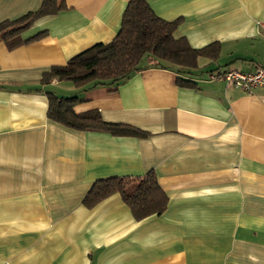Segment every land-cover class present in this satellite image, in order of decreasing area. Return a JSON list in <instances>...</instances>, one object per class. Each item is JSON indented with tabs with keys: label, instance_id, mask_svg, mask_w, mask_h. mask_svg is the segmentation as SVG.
Here are the masks:
<instances>
[{
	"label": "crops",
	"instance_id": "0c3cea01",
	"mask_svg": "<svg viewBox=\"0 0 264 264\" xmlns=\"http://www.w3.org/2000/svg\"><path fill=\"white\" fill-rule=\"evenodd\" d=\"M42 0H0V22ZM128 0H57L9 46L0 41V264H264V87L208 73L264 56V0H147L179 18L192 48L219 45L189 71L147 66L118 84L76 87L41 76L118 32ZM76 96L145 137L77 130L47 117V92ZM152 170L165 211L135 220L118 193L92 207V183Z\"/></svg>",
	"mask_w": 264,
	"mask_h": 264
},
{
	"label": "trees",
	"instance_id": "16d2710c",
	"mask_svg": "<svg viewBox=\"0 0 264 264\" xmlns=\"http://www.w3.org/2000/svg\"><path fill=\"white\" fill-rule=\"evenodd\" d=\"M64 8L57 0H42L35 11L16 19L0 22V41L9 46L39 38L44 32L22 40L20 35L33 22L43 16L53 15ZM179 18L165 20L157 16L147 0H128L116 35L108 42L95 45L77 55L64 65H53L41 76V83L52 79L71 81L76 87H93L98 84H118L133 72L152 66H177L179 71H189L197 65L199 56L215 58L217 42L201 48H192L184 37L173 32ZM143 60L145 62L143 63ZM47 117L77 130H100L114 135L145 137L148 132L126 123L106 122L98 110L75 112L76 96H57L47 93ZM118 193L135 220L161 214L167 207L168 197L159 186L152 170L139 176H109L96 179L84 196L82 203L92 207L111 194Z\"/></svg>",
	"mask_w": 264,
	"mask_h": 264
},
{
	"label": "built area",
	"instance_id": "2783aa9c",
	"mask_svg": "<svg viewBox=\"0 0 264 264\" xmlns=\"http://www.w3.org/2000/svg\"><path fill=\"white\" fill-rule=\"evenodd\" d=\"M210 80H223L227 85L249 91L252 88L264 87V56L248 70L226 69L208 73Z\"/></svg>",
	"mask_w": 264,
	"mask_h": 264
},
{
	"label": "rangeland",
	"instance_id": "374dc122",
	"mask_svg": "<svg viewBox=\"0 0 264 264\" xmlns=\"http://www.w3.org/2000/svg\"><path fill=\"white\" fill-rule=\"evenodd\" d=\"M145 62V60H143V63Z\"/></svg>",
	"mask_w": 264,
	"mask_h": 264
}]
</instances>
